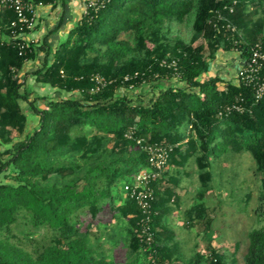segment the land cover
Returning a JSON list of instances; mask_svg holds the SVG:
<instances>
[{
  "label": "trees",
  "instance_id": "16d2710c",
  "mask_svg": "<svg viewBox=\"0 0 264 264\" xmlns=\"http://www.w3.org/2000/svg\"><path fill=\"white\" fill-rule=\"evenodd\" d=\"M14 18L11 11L0 13L3 34ZM190 20L186 40L177 28ZM254 47L264 51V0H90L55 52L53 65L35 74L37 84L72 94L49 99L33 98L21 82L35 49L21 56L1 45L0 143L6 149L0 150V264H178L159 230L165 199L173 197L165 175L151 185V241L143 233L141 208L123 193L124 184L147 166L144 146H173L168 162L175 161L177 168L196 154L192 133L214 160L248 152L264 191V99L257 101L253 88L241 83L220 88L218 77L201 80L218 51L247 59ZM94 76L107 81L98 92ZM173 79L187 87L156 85ZM144 85L160 89L149 103L119 95ZM38 101H44L43 108ZM234 104L244 112L226 115ZM28 115L38 121L30 132ZM106 211L126 222L134 259L109 260L95 247L100 231L90 224ZM188 214L199 234L212 231L215 209L201 203ZM83 216L90 220L82 221ZM22 221L44 229L45 237L35 240L16 232ZM206 247L190 264H225L218 249L211 243ZM244 261L264 264V229L249 233Z\"/></svg>",
  "mask_w": 264,
  "mask_h": 264
},
{
  "label": "crops",
  "instance_id": "0c3cea01",
  "mask_svg": "<svg viewBox=\"0 0 264 264\" xmlns=\"http://www.w3.org/2000/svg\"><path fill=\"white\" fill-rule=\"evenodd\" d=\"M89 1L90 0H52V3H43L42 6L37 8V27L32 35H30V37L37 42V48H35L36 54L32 61L25 63L22 72L20 73L21 82L28 83V80H25V77H28V79L32 78L34 82H36L37 79L35 74L38 71L53 65L55 52L59 49L60 45L66 41L69 32L80 21L83 14L86 12ZM244 60L245 57L238 52H227L224 50L218 51L217 58L213 61L212 67H210L211 71H215L217 77L221 80V83L219 84L220 88H223L227 83L238 84L237 75L239 70L244 65ZM24 75L26 76L24 77ZM209 78L210 75L207 73L203 75L201 80ZM39 85L43 87V89H46L48 94L49 92H57L59 95L62 93L65 94L64 92H58L56 89H53L48 85ZM156 85L162 90L167 88L177 90L187 87L185 83H182L178 79L160 81ZM147 86L149 85L142 86L143 92L138 94V96L142 98L141 101L144 100V103H149L153 97L158 96L160 93V89H157L155 86L150 90L144 88ZM27 89L31 91V86H28V84ZM190 128L191 127L188 129L190 130ZM183 130L187 131V128H183ZM193 134L194 133L190 136V139H193L196 143V154L180 168H177L174 165L175 161L170 160L165 172L162 174L165 175V183H167L168 191L173 194V197L171 199H165L166 205L164 206V209L166 210V213L162 219L159 230L163 236L164 243L168 244L173 249V253L175 255L174 259L178 261V264H185V261H183L182 257H180L181 255H178L177 246L179 242H188L191 251L194 253L196 252L192 255V257H190V261L187 264H190L198 253L203 254L206 252L207 247L202 249V247L204 248V244H206V246L208 243H211L212 245L214 244V241L212 240L214 233L213 227L211 232L199 234L196 223L191 221L192 217L188 214L201 203H207L208 205L211 198V192L215 191L210 185L211 177L214 179L217 174V172H210V163L218 160H214V158L211 157L209 158L206 154H204L200 147V140ZM223 165H225V163H223ZM204 181H209L207 186L203 185ZM198 182L201 185H198ZM199 186H201V188L207 187L210 191L204 195L203 199L199 197V195L203 192H201V188H199ZM218 187L223 188L224 185H222V187L218 185ZM190 188L193 189V193L191 194H189ZM216 194L219 195V191ZM207 207L211 208L209 205ZM121 223L122 227L121 231H119L121 234L117 229H113V237H116V240H114L115 247L118 243L120 235L123 236V233L127 235L125 230L127 224L126 222ZM179 232L188 234L189 239L187 241H185L184 238L181 239ZM127 237L128 236H126V238ZM96 244L98 245L99 243L96 242ZM99 250L105 249L99 248Z\"/></svg>",
  "mask_w": 264,
  "mask_h": 264
},
{
  "label": "rangeland",
  "instance_id": "374dc122",
  "mask_svg": "<svg viewBox=\"0 0 264 264\" xmlns=\"http://www.w3.org/2000/svg\"><path fill=\"white\" fill-rule=\"evenodd\" d=\"M191 23L192 20L184 26H178L177 28L178 32L186 40H189L191 36ZM211 67L208 72L210 78H217V74L215 71H211ZM25 76L26 75H24V77ZM29 79L28 77H25V80H28V83H25L26 85L28 84V86H31L33 98L46 97L50 99H59L69 98L72 96L71 93H62L59 95L57 92H49L48 94L46 89H43V87L34 82L32 78L30 80ZM144 88L150 90L152 89V86ZM142 89L143 87L125 90L123 92L120 91L119 95L124 94L129 98H132L134 101H139L142 98L139 97L138 94L143 92ZM74 94L77 98H80L78 93ZM38 106L39 108H43L44 101H38ZM28 116L29 122L27 132H30L34 128L36 129L38 127V121L32 117V115ZM19 140H21V137L17 138L14 142H18ZM12 145L13 144H10L9 146ZM5 149L6 146L0 143V150L4 151ZM61 158H63V156H61ZM53 159L54 158H50L49 161L51 162ZM223 163H225V165H223ZM210 165V172H217L214 179L211 177L210 185L215 191H212L214 195L211 192V198L208 202L209 207L216 210L217 216L213 224L214 233L212 240L214 241V244L212 246L219 250V254L221 255V258L224 259L225 264H245L244 257L249 249V233L254 230L264 229V191L261 182L262 175L258 174L255 160L248 152H229L221 156L217 161L211 162ZM199 184L200 183L198 182V185ZM218 185L220 187L224 185V187L219 188ZM199 188H201V186H199ZM202 191L205 195L209 190L207 187H203L201 188V192ZM218 191L219 195L216 194ZM191 193H193L192 188L189 189V194ZM205 205L208 206L207 203ZM81 220L88 221L90 220V217L83 216ZM99 220L100 221H97L95 225L93 222L90 224L93 230H95V227H98L99 229L97 230L100 231L98 238L99 244H96L95 247L97 249H105L104 251L109 259L121 262L131 260V258L134 259L135 254L132 252L130 253L129 245L127 243L128 237L126 238L127 235L124 233L123 236L120 235L116 247L114 245L116 237H113V229L121 231L122 223L120 222V218L111 219L109 213L106 211L99 215ZM79 226L82 227L83 225ZM16 232H27L26 234L31 239L35 240L43 239L46 233L44 229H32L30 225L25 223V221L20 223ZM179 236L181 239L184 238L185 241L189 239L188 234L179 232ZM92 240H94L93 236ZM31 244L33 243L28 242L29 247H31ZM203 246L204 248L202 247V249H205L206 244ZM177 251L178 255H181L180 257H182V260L185 261V264H187L190 261V257L196 253L191 251L188 242H179Z\"/></svg>",
  "mask_w": 264,
  "mask_h": 264
},
{
  "label": "built area",
  "instance_id": "2783aa9c",
  "mask_svg": "<svg viewBox=\"0 0 264 264\" xmlns=\"http://www.w3.org/2000/svg\"><path fill=\"white\" fill-rule=\"evenodd\" d=\"M43 3L38 4L34 0H0V13L5 10L14 13L15 18L6 27L8 34L2 33L0 28V46L10 45L20 52L21 56H26L33 49L37 48V42L30 35L37 27V8ZM96 89L94 92L100 91L106 87L107 81L100 76H94ZM129 77L126 78L128 80ZM237 82L251 87L254 90L256 100L264 99V51L261 48L254 47L250 50L249 57L244 60L243 67L237 75ZM233 112L243 113L244 107L241 104H234L225 109L224 113L230 115ZM223 115V113H221ZM131 138V134L126 136ZM141 144V141H137ZM147 153V166L141 168L132 176L131 182H126L123 186L124 193L137 202L143 212V233L152 240V234L148 223L151 221L150 211L154 200L152 181L158 179L168 165L173 146L155 144L144 146Z\"/></svg>",
  "mask_w": 264,
  "mask_h": 264
}]
</instances>
